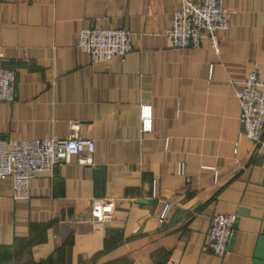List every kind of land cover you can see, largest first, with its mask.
Returning a JSON list of instances; mask_svg holds the SVG:
<instances>
[{"label":"crops","instance_id":"obj_1","mask_svg":"<svg viewBox=\"0 0 264 264\" xmlns=\"http://www.w3.org/2000/svg\"><path fill=\"white\" fill-rule=\"evenodd\" d=\"M180 3L0 0V54L16 72L0 137L95 143L35 176L28 198L0 178V264H264V143L240 135L235 94L250 72L264 78V0H224L218 50L171 45ZM84 27L127 28L132 48L93 62L76 47ZM95 198L113 202L106 223L91 219ZM218 213L235 216L224 257L202 250Z\"/></svg>","mask_w":264,"mask_h":264},{"label":"built area","instance_id":"obj_2","mask_svg":"<svg viewBox=\"0 0 264 264\" xmlns=\"http://www.w3.org/2000/svg\"><path fill=\"white\" fill-rule=\"evenodd\" d=\"M229 11L224 0H181L175 11L172 25L165 34L175 48L198 47L208 39L218 50L216 32L229 28ZM132 32L127 28L84 27L80 30L76 47L90 55L93 62L124 57L132 48ZM16 72L7 67L0 54V100L15 99ZM235 91L240 106V135L256 144L264 143V78L255 71L242 80ZM140 130L152 131L153 108L151 104L139 106ZM71 128L73 121H69ZM95 143L91 138L71 132L63 138L6 139L0 137V178L12 179V197L25 199L30 195V181L42 172L51 173L55 166L65 164L73 155L92 152ZM82 161H88L87 158ZM213 169L214 167H207ZM183 171V166H180ZM114 205L111 199L95 198L91 202V219L103 224L111 219ZM161 214L164 217L165 211ZM235 230V216L218 213L211 219L203 251L218 257L228 253V242Z\"/></svg>","mask_w":264,"mask_h":264}]
</instances>
